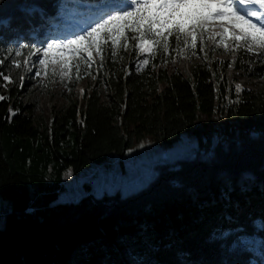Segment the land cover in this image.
Here are the masks:
<instances>
[{
	"label": "trees",
	"instance_id": "obj_1",
	"mask_svg": "<svg viewBox=\"0 0 264 264\" xmlns=\"http://www.w3.org/2000/svg\"><path fill=\"white\" fill-rule=\"evenodd\" d=\"M62 1L0 0V57L20 45L27 46L25 55L40 44ZM126 35L136 45L137 34ZM185 40L190 43L169 37L168 50L141 54L150 62L140 68L125 67L123 40L114 56L106 46L97 67L79 61L81 78L72 68L71 85L94 78L83 90V106L69 99L49 126L10 87L3 93L0 195L9 206L0 224V264H264V89L238 92L222 73L231 64L262 76L264 56L232 41L229 60H194L187 75L161 67L174 50L211 56L206 39H197L195 49ZM221 111L230 119L211 143L218 132H203L198 118ZM184 132L199 149L155 163L136 191L56 200L63 169L77 174L112 152L124 156L146 135L171 144Z\"/></svg>",
	"mask_w": 264,
	"mask_h": 264
},
{
	"label": "rangeland",
	"instance_id": "obj_2",
	"mask_svg": "<svg viewBox=\"0 0 264 264\" xmlns=\"http://www.w3.org/2000/svg\"><path fill=\"white\" fill-rule=\"evenodd\" d=\"M92 5L94 4L82 0H63L62 3L56 5L54 14L50 17V19L52 18L51 21L42 28L43 41L33 46L25 56H29L30 51L35 52L37 49H43L48 42H51L48 39L50 34L58 36L65 34L62 21L73 19L71 24L76 28V33L73 34H78L83 28L91 25L97 18V15L95 19H93V16L97 14L96 11L98 9L97 5ZM78 15L81 18H75ZM76 20L79 26L75 24ZM220 31L221 29L214 24L210 26L209 31L204 33L202 37L198 34V39H206L208 44L212 46L211 56L206 53L203 55H196L195 53L185 54L183 49L174 50L168 52L169 57L161 64V67L166 68L168 71L177 70L183 75H187L190 63L194 60L209 63L211 59L219 61L231 59L233 42L228 37H225L224 43L229 45L225 49L224 43L220 42L221 37L218 35ZM66 32L69 33V31ZM73 34L67 35L65 38H71ZM136 37L138 38V34ZM127 45V47H123V51L126 53V58L123 61L125 67H143L144 59L139 54L136 45H131L128 42ZM39 58H42V52L30 56L27 67L15 68L12 60L18 59L22 61V57H15L14 53L1 56L0 60H4V63L0 64V72L9 76L12 83H7L0 77V96L3 97V93H6V90L10 87L15 93L14 99L18 103L26 105L33 114L41 116L44 125L49 126L51 117L57 114L59 109L66 106L69 103V99L77 98L78 105L81 103L83 106L84 99L81 90H84L86 86L89 87L94 78L90 76L84 77L71 85L73 80L72 69L69 70L68 77L62 79L60 75H52L53 71L59 73L60 70L58 65L50 63L48 75H45L43 66L38 63ZM95 60L96 62L91 64L93 67H97L100 61L98 57ZM229 65L226 67L225 73L222 72L227 79H234L237 84L248 89H264V74L255 77ZM258 65L264 69V60L259 62ZM38 71L41 73L39 76L36 75ZM21 77H23L22 85ZM162 85L159 84V87H162ZM101 91L102 96L105 97L107 88L103 84L101 85ZM9 113L13 114L14 111L9 109ZM229 119L228 115H224L223 111H221V113H215L211 117L200 114L198 121L201 122L203 132L206 130L213 133L218 132L212 135L211 143H213L220 138L221 132L219 131ZM198 149L199 143L190 132L182 133L171 144H164L155 140L152 136L146 135L144 138L136 140L124 156L112 152L103 162L83 167L77 174H73L70 169H63L62 181L57 191L56 200H75L84 192H94L98 195L105 191L113 192L117 189L122 194H129L148 183L152 177V168L155 163L170 161L186 155L190 156ZM32 189L31 185L26 186L30 197ZM8 206V199L0 195V224Z\"/></svg>",
	"mask_w": 264,
	"mask_h": 264
},
{
	"label": "snow or ice",
	"instance_id": "obj_3",
	"mask_svg": "<svg viewBox=\"0 0 264 264\" xmlns=\"http://www.w3.org/2000/svg\"><path fill=\"white\" fill-rule=\"evenodd\" d=\"M97 8L94 22L71 38L54 39L43 49L30 51L29 56L21 51L26 45L12 50L15 57H22V61L13 59V66L27 67L30 56L42 52L38 63L43 66L45 75L52 63L60 70L59 73L53 71V76L60 75L63 79L75 68L76 79H80L79 61H84L86 67H91L96 57L103 61L106 46L112 49V56L116 55L115 48L122 40L125 42L122 46H128L127 32L138 34V38L133 39H137L139 54L147 53L151 58L161 48L168 50L169 37L173 36L178 43L181 36L190 38V43L185 40V44L195 49L198 34L202 37L214 24L221 29L218 33L221 43L228 37L237 49L244 47L250 54L264 56V0H100ZM228 46L224 43L225 49ZM149 62V59L143 61L145 65ZM3 63L4 60H0V64ZM0 77L12 83L2 72ZM236 90L241 91L242 86L237 84Z\"/></svg>",
	"mask_w": 264,
	"mask_h": 264
},
{
	"label": "bare ground",
	"instance_id": "obj_4",
	"mask_svg": "<svg viewBox=\"0 0 264 264\" xmlns=\"http://www.w3.org/2000/svg\"><path fill=\"white\" fill-rule=\"evenodd\" d=\"M97 9V8H96ZM96 13L98 14V9H97V11H96ZM97 14H95L94 16H93V19H95L96 17V15ZM86 15V14H85ZM75 18H81L79 15L78 16H76ZM73 21V19H71V20H66V21H62V27L64 28V30H65V33L66 34H69V33H71V32H73L74 31V25L73 24H71V22ZM68 24H71V25H69V26H67ZM66 31H69V33L68 32H66Z\"/></svg>",
	"mask_w": 264,
	"mask_h": 264
}]
</instances>
